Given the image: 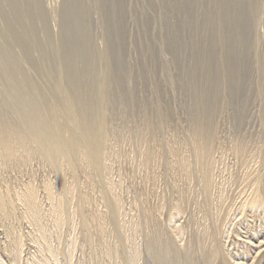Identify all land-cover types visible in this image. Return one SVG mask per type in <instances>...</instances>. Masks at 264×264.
Masks as SVG:
<instances>
[{
	"label": "bare ground",
	"instance_id": "6f19581e",
	"mask_svg": "<svg viewBox=\"0 0 264 264\" xmlns=\"http://www.w3.org/2000/svg\"><path fill=\"white\" fill-rule=\"evenodd\" d=\"M56 4L49 5L53 14L61 6ZM1 20L0 33L10 34L12 27L1 26ZM53 27L60 32L58 25ZM33 32L37 33L26 29L15 40L13 33L0 43V264H264V142L260 140V145L259 139L256 142L247 134L222 141L223 133L216 130L217 111L209 102V94L213 97L215 92L207 88L205 93H193L187 117L178 116L179 109L160 98L159 85L152 81L149 86L155 99L140 104L134 98L128 105L123 102L124 85L117 79L106 40L93 50H81L56 37L49 38V43L43 32L44 38L38 41ZM25 41L34 55L25 50L17 53ZM13 46L15 55L10 53ZM255 58L264 73V53ZM258 78L264 96V74ZM117 92L123 100L114 108ZM138 103L147 108L139 112ZM119 108L121 114L116 116ZM128 108L133 114H127ZM113 114H124L125 127H112ZM179 120L186 127L176 131L168 127L170 121ZM161 134L165 135L159 139ZM228 154L234 164L228 162ZM123 157L127 173L132 174L127 193H133V199L123 192L124 166L116 167ZM41 167L46 170L38 178ZM163 179L168 191L160 186ZM68 232L72 237L68 238ZM66 237L70 239L67 248L63 246Z\"/></svg>",
	"mask_w": 264,
	"mask_h": 264
},
{
	"label": "rangeland",
	"instance_id": "374dc122",
	"mask_svg": "<svg viewBox=\"0 0 264 264\" xmlns=\"http://www.w3.org/2000/svg\"><path fill=\"white\" fill-rule=\"evenodd\" d=\"M39 1L40 0H34V1L33 0L31 1L30 0H19V2H17L16 0H13L12 1L13 3H12L11 0H0V10H1L0 19H3V21L1 20V22L4 24V25L1 24V26L3 27L5 26V28L9 26L12 27L11 31H9L10 34H7V35L5 34V31L3 32L1 30L2 32L0 33V39L1 38L3 39L0 41L1 44L2 43L4 44L8 40L9 36L12 37L13 33H15L13 35V38L11 37L10 38L14 40L16 38L24 36L26 29L28 30L33 29V31L35 30V33L37 32L36 34L39 35V37L38 36L36 37V34H34V32L33 34H34V37L38 41H41L45 35L46 38L48 37L47 38L48 42L51 43V39L56 37V39L58 38V40L61 41L62 43L65 42L64 43L65 45H71L73 49H75V46H76L77 48H81V50H84L87 47L88 49L93 50L94 46H96L101 40L104 39L107 41V46L109 47V50L111 52L112 65L114 69L116 70V72L119 74V77L117 79L119 80L121 84L124 85L123 87L124 89L122 91H124L125 93L124 92H120V93L124 95L123 98L126 100H123V99L122 100L126 104L130 105L129 101L135 102L136 100L140 104L141 103L149 104L150 102H152L155 99V94L154 95L152 94V91L150 90L149 85L152 82L154 83L156 82L155 84L159 85L158 90L160 91V98L166 99V101L168 100L166 103L169 105L170 108L176 109L177 111L179 109V111L177 112L178 116L181 117L184 115L183 117L185 116L187 117V113L189 114V112H191L189 105L192 106L191 100L194 98L193 97L194 94L199 93V92L205 93V90L207 88H210L212 89L213 92H215L214 94H212L214 95L213 97L209 94L210 96L209 102L211 101L210 102L211 104L214 103L212 104L214 106H211L210 104V108L216 109L217 111L216 112L217 113L216 116H218L217 123L218 125L220 124V126L218 127L217 125L218 129L216 130L220 134L223 133L220 135L222 141L230 142L233 138H235L238 135L244 134L246 136L247 134L248 138L249 136L250 137L253 136V140L256 142L258 141V139H259V143L261 141L264 142V132H262L264 131V129H262L264 127V117H263L264 116V102H263L264 96L260 94L259 92L261 91V83L259 80L260 78H258V76L260 77V75L261 74L263 75L264 73L263 71H261L262 67L257 65V58H255L254 60V57H256V55H260L264 53V40L261 41L262 39H264V25H263L264 24V21H263L264 20V12H263L264 8L261 9V7L264 5V0H235V2L234 0H88L91 4H89L87 0H82V1L80 0H77V1L76 0H72V1L71 0H66V1L65 0H62V1L61 0H41L40 3L38 4L37 2ZM63 1H65L66 4L63 3ZM74 1L78 3L77 6H75V4L77 3ZM9 2L12 5H10ZM56 2L58 5L62 6V9H60L61 6H59L60 11L55 7L54 13L58 14L57 16L53 14V11L50 10V6H49V5L51 6L55 5ZM68 2H70L69 3L70 5H68ZM230 4L232 6H230ZM63 6L65 7L63 8ZM93 6H95L96 8L100 6L101 9L104 11L102 12L101 10L102 12L101 13L100 10H98V8L96 9ZM40 8H42L43 11ZM93 8L98 10L99 13ZM24 9L26 10L25 12H24ZM39 10L41 11L39 12ZM82 10H84V12ZM29 11H30V14H29ZM76 11L78 12L73 13ZM23 13H28V14L24 15ZM261 13H263V15ZM48 17H49V20H47ZM57 17L59 19H57ZM255 18H257V20H255ZM259 18L261 21L258 20ZM86 19H88L86 22L87 24L86 25L83 24L84 26L81 25V23H84ZM46 20L48 24L46 23ZM56 20H59V21H56ZM80 20L83 22H81ZM52 21H55V22L52 23ZM50 22L51 24H49ZM26 23L29 24V28L28 26L25 27L27 25ZM30 23H31V27H30ZM100 23L101 25H103L102 27L100 26ZM40 24L43 28L40 26ZM105 24L107 28L105 27ZM257 24L260 27L259 28L260 31L257 27ZM37 25L40 28H38ZM57 25L59 28L58 30L60 32L56 31L55 33L54 31L55 27L53 26H57ZM85 26L87 27V29L85 28ZM90 26L92 28L91 30L92 32L90 31L91 29ZM120 26L123 29L122 31L120 30L121 29ZM61 28H63V31H61ZM77 28H78L77 31H79L80 34L78 32H77L78 34L75 33L76 32L75 29ZM219 29L220 30L222 29L221 32ZM44 30H48L51 36L49 35L47 36ZM256 30L261 33H256ZM42 32L44 33V35H42L43 34ZM71 34L72 35L75 34L74 38L71 36ZM254 35H255V38H253ZM70 37L72 41H70L69 39ZM77 37L83 38L84 41L81 42V40H79V38L77 39ZM72 38L74 39V41ZM211 38L213 40H211ZM81 43L83 45H81ZM29 44H31L30 41H29ZM23 45H24L23 47L20 46L18 49L13 46L11 47L12 48L11 51L12 52L14 51L15 54H17V53H22L21 51L25 50L23 51L24 53L28 52L30 53L29 55L35 54L34 53L35 50L32 49V47H30L31 48L30 49L26 41H25V44ZM92 47L93 49H91ZM15 48L17 49L16 50L17 53L15 51ZM9 49L6 48L5 51L8 52ZM207 50L211 51V53H214V55L209 53V51L207 52ZM166 51H169V52H166ZM12 52L10 53L14 54V52L13 53ZM220 57H223V58H220ZM217 58L219 60H217ZM146 61L149 63H147ZM163 61L166 62V64ZM116 62L118 64H116ZM170 62L173 63L174 69L171 68L172 66ZM161 64H164V65L161 66ZM209 65L210 66L212 65V66L210 67ZM164 67L166 70L164 69ZM218 67H221V68L219 69ZM257 67L259 70L257 69ZM227 68H228V71L232 70V72L230 71L231 74L230 72L227 71ZM199 69L200 71H198ZM208 69H211V71ZM263 69H264V65H263ZM203 70L204 71L206 70V71L204 72ZM233 72H236V73H233ZM217 79H218V82H217ZM126 84H128L127 86L128 87L130 86V87L128 88L127 86H125ZM141 84H144V85H141ZM223 86H224V89L227 90L226 93L224 92L225 90H223ZM233 86H235L236 88ZM125 87H127L128 89L126 88V90H129V91H125ZM185 87L186 88L188 87V90ZM190 87H191L190 89L191 94H189ZM216 87H219V88H216ZM220 88L222 89V91ZM130 89H132L131 90L132 92H130ZM140 89H144V91L142 90L140 91ZM192 89H194L195 92ZM214 89L219 90V92H221V96H220V93ZM135 92H137V94H134ZM143 92L145 93V95L146 94L148 95L144 97ZM228 92L230 93V95ZM222 93L226 94V96L228 97H226ZM125 94L128 98H129V95H132L130 96L131 99L129 98L127 101ZM116 95L119 96V93L118 92L114 93V96H113L114 106H112L114 108H117L119 100L122 101L121 99H118L117 98L118 96ZM164 95L165 97L167 96L169 99H167V97L165 98ZM189 95L191 96V98H189ZM217 96H219L218 99L221 98L219 99L220 100L219 104H217L219 100H215L217 99ZM222 97L223 98L225 97L224 98L225 101L222 100L223 99ZM134 98H135V101H134ZM145 99L148 101H146ZM140 101H143V102H140ZM189 101L191 104L189 103ZM227 103H228V106L226 105ZM216 105L218 108H219V105H221L223 108L221 106L219 108L220 110L217 107L214 108ZM142 108L144 109L147 107L146 106L142 107L139 105L138 111L139 109L141 110ZM119 110L121 111L120 108L118 110L115 109L116 116H117V113H120ZM128 110L129 111L127 112V114H133L130 112L132 111L131 109L128 108ZM219 111L221 112V114H224L225 116L224 115L221 116ZM178 113L181 115H179ZM240 113H242L244 116H242ZM120 114H118V116H120ZM238 114L241 115L243 118L245 117L244 118L245 120L241 116H237ZM219 115L221 116L220 117L221 120L219 118ZM114 116L115 115L113 114V118H112L113 126L112 127H120L119 129H122L123 127H125L126 123L122 120L121 116L120 117H114ZM218 119H219V122L220 121L222 122V125L224 123L225 127L222 126L221 123L218 122ZM181 120L175 123H173V121H170L171 126L169 125L168 127H171L170 129L174 128L175 131L181 130L182 129L181 127H186L184 126V122ZM119 121H121L122 123ZM230 121H233V122L230 123ZM241 125H242V128L244 129L241 128ZM221 126L224 128H222ZM249 127H250V130H249ZM260 127L262 130L260 129ZM229 128L233 132H231ZM246 128L248 131L245 130ZM259 129L261 132L259 131ZM164 131L165 130L163 129V133ZM242 131H244L245 133ZM257 131L259 135L256 134ZM254 133H255V136H254ZM165 134H166V131H165ZM162 135L163 134L159 136V139L163 138L161 137ZM234 135L235 137H233ZM263 142H261L260 145ZM263 144L262 146H264ZM126 148L127 146H124V149ZM230 156L231 155L228 154L226 158L229 157L227 159L228 162H231L234 164L235 163V161L233 160L234 157L233 156L230 157ZM122 159H120L121 161L116 164L117 168H120L119 166H124L123 171L125 170L124 172H126V174H124V172L122 171L123 174L125 175L123 179H124V182L126 183L125 184L123 182L122 188L124 187L123 189L125 188L126 189L123 191V189L121 188V191L125 193L124 195H126L127 199H133L134 194L127 193L128 188L131 186L129 179H131L130 175L132 174L130 172L127 173V170L125 169L126 164H127L125 161H127V159L126 158L124 159V157ZM123 161H124V164H123ZM41 170L39 169V172H37L38 178L44 175L46 169H44L43 167ZM117 175H119V170L116 172V176ZM137 183H139V181ZM160 184H161L160 186L162 187L163 191L164 190L168 191V183L166 180L163 179V181ZM163 186L165 189L163 188ZM136 194L137 193H135V195ZM71 234L72 232L66 233V235L69 236L68 238H70V236L72 237ZM67 240L66 239L63 240L65 243V244L63 243L64 244L63 246L64 247L66 246L65 248L69 247L70 245L69 243L70 239L68 241ZM234 247L236 246H233V248ZM76 253L79 256L81 255L80 251ZM78 255L76 259H78Z\"/></svg>",
	"mask_w": 264,
	"mask_h": 264
}]
</instances>
